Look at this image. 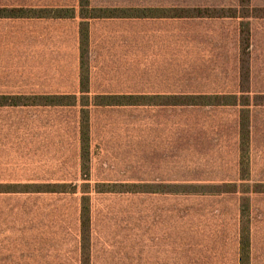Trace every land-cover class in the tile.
I'll return each mask as SVG.
<instances>
[{
  "label": "rangeland",
  "instance_id": "obj_1",
  "mask_svg": "<svg viewBox=\"0 0 264 264\" xmlns=\"http://www.w3.org/2000/svg\"><path fill=\"white\" fill-rule=\"evenodd\" d=\"M18 1L0 0V6H17ZM34 1L71 0H20V4L28 6ZM94 2L100 7L137 3L241 8L239 0ZM250 7L256 10L254 16L241 22H166L160 29L162 40H139V32V45L145 46L139 51L148 47L161 51L160 56L89 54L91 98L104 94H233L249 104L246 108L92 106L89 176L82 172L80 105L0 106V154L23 157L19 168L10 163L0 168V180L24 183L0 186L19 191L27 185L46 191L49 185H67L68 191L0 196L4 207L0 225L18 226L27 245L50 249L42 258L76 259L64 264H237L241 209L248 202L251 234L253 230L260 249L264 245V13L258 11L264 12V0H251ZM53 23L0 19V95L81 97V57L73 54L71 38L60 32L63 26ZM142 23L138 27L145 35L146 24ZM247 23L250 77L243 81L238 37ZM190 40L199 52L186 54L188 60L182 57L187 49L181 46H188ZM241 111H246L250 123L251 173L247 180L241 178L240 170ZM10 147L19 152L8 151ZM224 184L232 185L227 188L229 193L97 192L121 185L162 189ZM234 188L238 192H232ZM84 197L89 200L91 224L86 235L89 251L83 254ZM14 203L19 209L12 207Z\"/></svg>",
  "mask_w": 264,
  "mask_h": 264
},
{
  "label": "trees",
  "instance_id": "obj_2",
  "mask_svg": "<svg viewBox=\"0 0 264 264\" xmlns=\"http://www.w3.org/2000/svg\"><path fill=\"white\" fill-rule=\"evenodd\" d=\"M80 1V17L83 22L80 25V54H81V72H80V93L81 97L76 95H34L10 97L0 96V106H44V107H74L81 106V146H82V172L85 176H89V147H90V107H226V106H241L246 108L249 106L247 102H241L237 95H197V96H151V95H98L93 98L90 97V41H89V25L87 20L98 18H252L256 10L251 9V0H239L240 11L238 9L227 8H92L91 0ZM239 12H238V11ZM253 10V11H252ZM264 13L263 10L258 11ZM20 17L27 19H69L75 16V11L72 9H26L19 12ZM0 18H18L17 10H0ZM247 29L241 30V74L242 80L247 81L250 77L249 73V55L250 50V27L249 23L243 25ZM247 66V67H246ZM241 142V178L247 180L250 177V123L246 116V111H241V123L239 130ZM67 185L53 186L49 185L46 191H37L36 188L30 186H23L19 191L17 187L0 186V193H67ZM151 185H144L143 187H135L130 185H121L120 189H97L98 193H149L162 192L167 194H221L229 193L228 186L232 185H207L203 187H173L169 186L162 189H148ZM5 188V189H4ZM109 188V189H108ZM177 189V191L172 190ZM179 189V190H178ZM74 193L76 189H74ZM232 192H238L237 189H232ZM260 192V191H256ZM85 194L87 192H84ZM244 193V192H242ZM246 199V198H245ZM248 202H243L241 215V264H251V226L248 217ZM82 222V241L83 254L89 251L90 238L89 234L91 208L89 200L83 198V205L81 211Z\"/></svg>",
  "mask_w": 264,
  "mask_h": 264
},
{
  "label": "crops",
  "instance_id": "obj_3",
  "mask_svg": "<svg viewBox=\"0 0 264 264\" xmlns=\"http://www.w3.org/2000/svg\"><path fill=\"white\" fill-rule=\"evenodd\" d=\"M91 7L92 8H150V9H163V8H170V6L166 5H139L135 3V5L129 7H121V6H97L94 0H91ZM175 7V6H173ZM202 6H195V7H188V8H196ZM207 7V6H204ZM177 8H187V7H177ZM212 8V7H209ZM219 8H230V7H219ZM26 9H72L75 11V16L69 19H39L41 21H49L54 22L55 25H62L63 29L60 32L73 41L75 52L73 54H78L79 59L81 57L80 54V25L83 20L80 17V1L79 0H71L68 2L62 1H54L51 3H36L34 1L33 4H25V2L20 4V0L17 3V6L11 7H1L0 10H17L18 18H0V19H7V20H17V21H26V20H34V19H27L24 16L20 17L19 12L25 11ZM264 19V18H263ZM180 21V22H187V21H197V20H237L241 22V18H98V19H89L87 20L89 25V41H90V54L92 55H106V56H134V57H154L155 55L160 56L162 54L159 50H152L148 47L145 48V51H139L140 48L145 47L141 44L139 45L138 41V34L141 33V37L139 40H146L151 41V39H163L164 32H161L160 29L164 27V24L169 21ZM255 20V19H253ZM139 22L140 24H146L145 33H149V35L142 34V29L139 30ZM159 29V31L154 30ZM59 32V31H58ZM156 33V34H154ZM182 38L180 41L181 44L185 45V34H180ZM240 33L238 37L239 43V50H240ZM253 38V37H252ZM191 41V40H190ZM195 42H190L188 46H181V48H185L182 53V57L186 54L191 55L192 51L193 54L196 55L199 52V49H196L194 46ZM139 45V46H138ZM136 46H138L136 48ZM146 46L147 43H146ZM193 46V47H191ZM190 47V48H189ZM100 49V52H99ZM208 49H205L207 51ZM241 52V50H240ZM186 55V56H188ZM240 55V54H239ZM190 60V56H188ZM132 62V60L130 61ZM194 61L189 62L192 64ZM80 63V60H79ZM240 64V61H239ZM183 71H186L183 69ZM240 71V68H239ZM93 67L91 68V79H93ZM79 83H80V65H79ZM80 93V90H79ZM81 94V93H80ZM104 95H117V94H104ZM118 95H151V96H164V95H177V96H197L196 94L193 95H186V94H166V93H157V94H118ZM202 95V94H201ZM207 95V94H206ZM215 95H227V94H215ZM233 95V94H232ZM0 96H8V95H0ZM149 107V106H147ZM155 107V106H152ZM181 107V106H178ZM183 107V106H182ZM201 107V106H197ZM4 148V147H3ZM9 148V147H8ZM8 151L12 152H19V149L15 150V147H10ZM5 151V150H1ZM20 161L23 162V157L17 155H5L0 154V168L6 167L9 163L16 168H19ZM11 184V185H21L24 184L23 181L20 180H10V181H2L0 180V185ZM25 193H0V196H9V197H19ZM14 208L19 209L18 204L12 206ZM4 208L0 204V209ZM5 232H8L5 234ZM50 249L43 247L42 245H27L26 239L24 234H20L19 227L14 225H0V264H64L68 262L75 263L76 259H66V258H58V257H44L42 258V254H47ZM79 250L81 251V244L79 246ZM240 235H239V244H238V258L237 264H241L240 259ZM259 251V252H258ZM36 255V256H35ZM80 259V256L78 257ZM258 261H262L264 264V245L257 248L253 230L251 234V264H258Z\"/></svg>",
  "mask_w": 264,
  "mask_h": 264
}]
</instances>
